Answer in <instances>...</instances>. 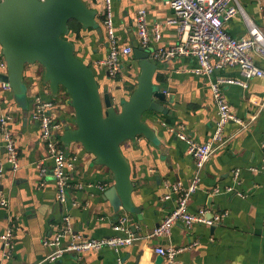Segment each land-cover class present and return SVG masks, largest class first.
I'll return each instance as SVG.
<instances>
[{
	"label": "crops",
	"instance_id": "1",
	"mask_svg": "<svg viewBox=\"0 0 264 264\" xmlns=\"http://www.w3.org/2000/svg\"><path fill=\"white\" fill-rule=\"evenodd\" d=\"M97 9L98 26L83 28L76 21L70 33L76 44L77 55L94 67L103 88L108 87L119 100L127 99L136 86L139 68L134 52L122 59L121 71L111 78L98 61L109 51L105 26L104 0H86ZM247 17L264 34V0H239ZM140 9L147 11L151 32L160 24V39L152 38L147 50L151 55L159 47H170L180 42L178 25L169 23L173 10L168 0H113L117 34L121 43L139 44L135 19ZM226 29L234 37L249 36V26L240 14L226 22ZM255 62L264 68V58L252 52ZM0 57H4L0 45ZM158 65L156 82L167 94L160 102L162 112L148 113V122L155 131V139L145 136L127 140L122 151L132 167L134 183L133 211L116 212L105 191L114 185L112 171L95 162L92 153L78 142H62L71 163L68 168V199L61 203L52 174L41 175L42 165L49 170L46 143L41 136L38 121L32 118L33 97L40 94L51 98L56 105L54 114L65 124L74 126V109L64 90L56 97L48 83L43 81V68L29 65L25 71L27 103L20 102L13 91L0 87V117H12L9 126L15 137L20 168L16 171L7 161L5 141L0 132V264H166L156 247H175L180 250V264H264V171L259 167L264 157V77L247 79L238 67L217 69L211 80L221 77L237 78L246 83L224 84L223 94L232 112L251 121L246 128L229 122L223 132L225 144L218 147L202 171L199 189L192 195L189 208L206 211L219 222L208 225L196 223L187 227L183 221L175 223L169 236L151 237L153 230L175 208L177 195L172 187L182 182L188 187L195 173V160L188 152L186 141L178 132L199 141H209L218 118L211 81L193 71L198 66L195 57L176 55L155 58ZM2 71L0 70V79ZM254 116H256L254 118ZM1 130V128H0ZM240 169L235 177L234 171ZM170 194V198H165ZM125 214L130 230L137 240L117 251L112 247L81 254L66 253L55 261L47 260L54 250L45 242L66 225L70 217L72 232L63 237L65 244L72 233L83 238L106 237L118 234L113 225ZM12 226V246L6 247L2 235Z\"/></svg>",
	"mask_w": 264,
	"mask_h": 264
},
{
	"label": "built area",
	"instance_id": "2",
	"mask_svg": "<svg viewBox=\"0 0 264 264\" xmlns=\"http://www.w3.org/2000/svg\"><path fill=\"white\" fill-rule=\"evenodd\" d=\"M173 10L169 23L178 26L180 42L170 47H159L152 57L170 58L176 55H191L198 61V66L193 69L198 75H203L211 81V88L214 101L218 109V118L212 138L206 142H199L183 131L178 132V137L186 141L188 152L195 160V173L193 180L188 187H184L182 182H177L172 187V193L177 195L175 208L159 223L153 230L151 237L169 236L173 226L178 221H183L187 227H192L196 223H206L213 225L219 222L221 216L216 215L213 219L206 216V211L200 209L193 212L189 208V201L192 195L199 189L202 171L209 162L216 149L226 141L223 138L225 126L233 121L239 123L242 128H246L251 121H246L237 117L231 109L230 103L226 100L222 85L246 83L237 78L221 77L211 80L212 74L217 69L226 67H238L244 76L249 79L253 77H264V68L260 67L254 60L252 52L255 51L264 58V34L259 27L251 21L239 2V0H168ZM106 35L109 44L108 54L98 61V66L106 69L111 78H116L121 71L122 59L134 52L131 43H121L117 34L115 18L113 12V0H104ZM244 15L248 26L249 36L234 37L225 27L226 22L237 15ZM135 27L139 37L140 46L147 49L152 38L160 39V24L154 25V33L149 28L147 21V11L140 9L135 19ZM0 70L7 73V63L4 57H0ZM0 87L4 90L12 91L11 85L0 79ZM55 101L51 98H44L40 94L33 97L32 118L38 121L41 127V136L46 143L48 158L52 160V168L41 167V175L45 176L49 172L52 174L56 186L57 196L61 203L68 199L69 175L68 168L71 166L66 150L61 141V135L66 129V124L53 112ZM264 110V98L260 110ZM256 116H254L255 118ZM12 117L3 114L0 117V132L5 141L7 150V161L13 171L20 168V161L16 146L15 137L9 126ZM253 170L264 171V157L259 167ZM4 165L0 164V175L3 174ZM240 174V169L234 171L235 177ZM167 194L165 198H170ZM6 199L1 197L0 205L7 206ZM66 225L60 228L57 233L47 240L45 244L53 247L47 255V260L55 261L66 253L81 254L87 251L99 250L103 247H112L119 251L123 247L132 244L137 237L130 230L125 214L120 215L113 225V229L118 233L106 237L83 238L79 234L72 233L69 243L63 242V237L72 232L70 217L66 216ZM13 229L8 228L2 235L3 243L6 247L12 246ZM156 252L162 256L166 264H180L177 260L179 249L175 247H156ZM119 258L118 264H121Z\"/></svg>",
	"mask_w": 264,
	"mask_h": 264
},
{
	"label": "water",
	"instance_id": "3",
	"mask_svg": "<svg viewBox=\"0 0 264 264\" xmlns=\"http://www.w3.org/2000/svg\"><path fill=\"white\" fill-rule=\"evenodd\" d=\"M96 15L97 9L86 0H0V45L7 63L1 79L17 99L26 97V68L38 64L54 96L66 91L75 117L74 126L66 124L61 141L80 143L97 164L109 168L114 185L105 198L116 212H132V167L122 145L139 136L155 139L147 114L162 112L160 102L167 94L156 82L157 63L142 46L134 49L139 74L127 99L118 102L108 87L101 86L96 70L77 55L70 36L71 22L95 28Z\"/></svg>",
	"mask_w": 264,
	"mask_h": 264
},
{
	"label": "rangeland",
	"instance_id": "4",
	"mask_svg": "<svg viewBox=\"0 0 264 264\" xmlns=\"http://www.w3.org/2000/svg\"><path fill=\"white\" fill-rule=\"evenodd\" d=\"M20 102L22 103H27V96L26 97H22L21 99H18Z\"/></svg>",
	"mask_w": 264,
	"mask_h": 264
},
{
	"label": "trees",
	"instance_id": "5",
	"mask_svg": "<svg viewBox=\"0 0 264 264\" xmlns=\"http://www.w3.org/2000/svg\"><path fill=\"white\" fill-rule=\"evenodd\" d=\"M73 22H74V21H73ZM73 22H71V29H72V30H75V29H74L75 26L72 24ZM64 91H65V90H64ZM65 92H66V91H65ZM66 94H67V93H66ZM67 96H68V94H67ZM68 97H69V96H68ZM69 101H70V100H69Z\"/></svg>",
	"mask_w": 264,
	"mask_h": 264
}]
</instances>
